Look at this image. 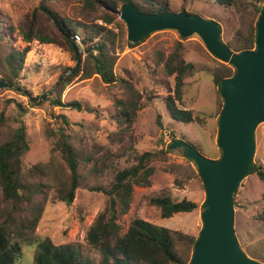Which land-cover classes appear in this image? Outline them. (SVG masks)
<instances>
[{
    "label": "rangeland",
    "instance_id": "obj_1",
    "mask_svg": "<svg viewBox=\"0 0 264 264\" xmlns=\"http://www.w3.org/2000/svg\"><path fill=\"white\" fill-rule=\"evenodd\" d=\"M155 1L172 12L187 11L215 20L221 25L224 43L240 27L237 9L222 7L216 0ZM84 2L95 4L98 9H85ZM108 2L0 0V62L10 47L28 49L24 69L18 78L21 88L0 87V114L4 112L11 120L0 140H7L18 126L13 118L26 124L30 150L23 157L24 172L39 164H48L53 159L61 161L60 152L54 151L57 136L53 135L60 128L72 137V143L81 155L94 156L88 165L81 162V186L71 205L53 199L54 192H47L46 208L35 231L36 241L49 238L57 246L70 245L90 264H103V254L88 242L87 233L99 214L109 206V197L103 192L93 191V188H109L116 173L134 165L137 156L149 151L158 153L150 164L155 168L152 186L135 187L131 209L118 220L122 226L121 234L126 233L133 220L140 218L159 227L198 237L206 201L201 177L196 165L187 161L183 149L167 153L165 150L172 143L171 132H175L177 139L193 145L207 158L217 160L222 155L217 145L221 95L214 81L222 62L209 53L199 36L182 38L177 31L165 30L151 34L134 47L126 46L119 51L115 72L137 91L141 107L134 123L129 126L121 120L123 110L119 106L120 101L126 103L129 100L124 83L107 85L95 75L86 80L77 78L61 92L60 83L75 68L77 57L54 44L25 43L17 30L37 10H40L41 20L44 14L50 16L49 23L54 29L56 24L51 11L73 21L95 20L103 12L110 11ZM120 9L121 6L118 11ZM96 22L105 25L102 20ZM109 27L128 39L127 25L119 14ZM83 35V31L76 33L72 43L78 50L80 47L85 51ZM179 44L183 46L184 59L194 65V70L185 79L183 101L178 106L191 110L195 116L204 117L201 124L173 120L165 103L173 94L175 79L166 74L163 58H168ZM1 69L0 78L3 76ZM30 95L38 100L44 96L46 99L37 105L31 102ZM59 100L63 105L55 103ZM75 102L81 105V110L71 106ZM62 115L66 116L68 125ZM254 164L264 168V122L256 131ZM38 180L42 181L41 178ZM165 195L175 202L193 201L198 208L192 213H180L164 219L150 200ZM235 202V230L240 246L251 258L264 264V221L259 219L264 211V182L256 174H250L240 184ZM22 247L24 254L19 264H35L37 243H24ZM186 249L184 244L178 246L181 252H186Z\"/></svg>",
    "mask_w": 264,
    "mask_h": 264
},
{
    "label": "trees",
    "instance_id": "obj_2",
    "mask_svg": "<svg viewBox=\"0 0 264 264\" xmlns=\"http://www.w3.org/2000/svg\"><path fill=\"white\" fill-rule=\"evenodd\" d=\"M216 2L222 7L237 9L239 13L240 27L226 42L229 48L234 53L255 49L257 24L264 8V0H216ZM108 3L109 12H103L95 20L88 22L65 19L51 11V17L56 24L55 29L49 23L50 16L44 14V19L41 20L38 15L40 10H37L27 22L20 24L17 30L25 43L39 41L41 44H54L71 52L75 58L77 56H75L76 51L73 48L72 39L76 33L83 31L82 41L85 51L79 47V57L82 63L74 74H70L60 83L61 92L75 79L86 80L95 75L100 76L107 85L122 82L126 86L129 100L126 103L119 102L123 110L121 120L132 126L141 108L138 104L139 94L129 82L118 77L115 67L119 59V51L124 50L126 46L134 47L138 43H131L123 37L120 31L109 26L115 23L118 8L127 3H132L145 14H156L169 10L155 0H109ZM84 4L85 9L91 11L98 9L95 4L88 5L86 2ZM96 20H102L105 25L98 24ZM1 39L4 41V36L1 35ZM182 49L183 46L179 44L168 58H163L166 74L175 79L173 94L167 97L165 103L173 120L179 123L198 122L201 124L205 121L204 117L195 116L191 110L178 106V103L181 104L183 101L185 79L194 70V65L184 59ZM27 52L28 49L17 50L10 47L3 56L0 62L3 76L0 79L5 81L9 88H21L18 78L24 69ZM235 74L236 69L233 66L221 63L214 79L219 92L221 82L232 78ZM55 103L63 105L60 100ZM218 103L222 112L224 106L222 96ZM18 106L23 108L21 104ZM71 106L81 110L78 102L72 103ZM61 118L65 124H69L66 116L62 115ZM13 120L18 126L10 133L7 140H0V186L2 189L0 264H19L24 254L22 247L24 243H37L35 264H90L83 260L80 253L70 245L57 246L49 238L36 241L35 231L46 208L47 192H54L53 199L71 205L81 186V162L88 165L94 156L81 155L72 143V137L66 133L64 128H60L53 135L57 136L54 151L60 152L61 161L56 162L53 159L48 164H39L24 172L23 157L30 150L26 124L18 118H13ZM10 121L4 112L0 114V137ZM176 140L178 139L175 132H171L172 143ZM172 143L168 145L166 153L172 151L170 149ZM158 155V153L149 151L137 156L134 165L116 173L109 188L92 189L103 192L109 197L107 210L99 214L87 233L88 242L103 254V264H190L198 237L159 227L140 218L133 220L126 233L121 234L122 226L118 220L131 209L135 187L152 186L151 178L155 173V168L150 164ZM251 174H256L264 182L262 166L254 164ZM237 193L238 191L234 196V201ZM39 197L43 199H38ZM150 204L159 208L161 217L164 219L180 213H192L198 208L197 203L193 201L184 199L175 202L166 195L152 198ZM259 219L264 221V211L259 215ZM180 244H184L188 251L187 249L186 252L179 251Z\"/></svg>",
    "mask_w": 264,
    "mask_h": 264
},
{
    "label": "water",
    "instance_id": "obj_3",
    "mask_svg": "<svg viewBox=\"0 0 264 264\" xmlns=\"http://www.w3.org/2000/svg\"><path fill=\"white\" fill-rule=\"evenodd\" d=\"M128 28V40L139 43L153 33L174 30L182 38L197 35L209 53L222 63L233 66L236 74L221 82L224 106L219 117L217 145L219 159L205 157L188 142L178 139L170 149H183L201 177L206 201L201 214L202 229L195 244L190 264H263L251 258L240 246L235 230L234 196L240 184L251 174L256 153V131L264 122V8L257 24L256 48L234 53L223 42L221 25L198 14L161 12L145 14L132 3L118 12ZM74 74L81 65L79 50ZM0 80V87H7ZM32 103L41 100L29 96Z\"/></svg>",
    "mask_w": 264,
    "mask_h": 264
}]
</instances>
